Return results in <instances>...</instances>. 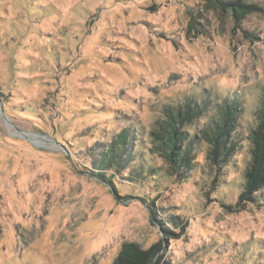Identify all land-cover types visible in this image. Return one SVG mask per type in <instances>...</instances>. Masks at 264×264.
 <instances>
[{"label":"rangeland","instance_id":"374dc122","mask_svg":"<svg viewBox=\"0 0 264 264\" xmlns=\"http://www.w3.org/2000/svg\"><path fill=\"white\" fill-rule=\"evenodd\" d=\"M241 1L257 9L235 20L213 0H0V264H112L124 243L160 246L157 264H264V186L239 201L264 0ZM188 100L238 103L240 148L217 172L197 142L178 181L149 134ZM126 130L134 159L110 186L92 165Z\"/></svg>","mask_w":264,"mask_h":264},{"label":"trees","instance_id":"16d2710c","mask_svg":"<svg viewBox=\"0 0 264 264\" xmlns=\"http://www.w3.org/2000/svg\"><path fill=\"white\" fill-rule=\"evenodd\" d=\"M219 9L229 8L235 20L243 18L257 9L255 5H245L241 0H213ZM256 112L257 126L248 135L251 144V160L245 171V183L239 197L240 203L256 201L254 193L264 186V93ZM238 103L224 102L209 112L205 105L188 100L181 108H167L164 120L156 124V130L150 133L152 148L150 154L159 155L169 165L168 175L179 181L190 173L194 166V146L197 142L208 145L206 159L210 166L220 171L231 162L234 153L240 148L235 137L240 115ZM211 113V115H209ZM208 117L205 125L193 135L186 128L196 119ZM136 134L123 131L100 151L92 165L91 173L112 186L108 170L119 172L118 168L128 169L126 164L134 159L132 140ZM152 215L155 213L151 210ZM165 232H167L165 230ZM157 247V246H156ZM147 250L137 245L124 243L112 264H157L156 255L160 246Z\"/></svg>","mask_w":264,"mask_h":264}]
</instances>
